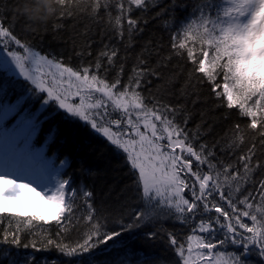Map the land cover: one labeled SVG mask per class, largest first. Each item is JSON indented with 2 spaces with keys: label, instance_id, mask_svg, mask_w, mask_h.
I'll return each mask as SVG.
<instances>
[{
  "label": "snow or ice",
  "instance_id": "6c2138e0",
  "mask_svg": "<svg viewBox=\"0 0 264 264\" xmlns=\"http://www.w3.org/2000/svg\"><path fill=\"white\" fill-rule=\"evenodd\" d=\"M0 72L40 105L0 85V264H264V0H0ZM56 116L103 168L36 146Z\"/></svg>",
  "mask_w": 264,
  "mask_h": 264
},
{
  "label": "trees",
  "instance_id": "16d2710c",
  "mask_svg": "<svg viewBox=\"0 0 264 264\" xmlns=\"http://www.w3.org/2000/svg\"><path fill=\"white\" fill-rule=\"evenodd\" d=\"M10 3H34L35 0H9ZM11 15V13H9ZM7 22V21H6ZM28 23L24 19H20L15 23V31L18 35H25V25ZM70 23V22H69ZM52 21L48 22L49 31L43 33V41L42 48L44 50L59 52L62 49H66L67 45L65 40L67 39V33H62L59 36H56L51 31ZM35 26V24H33ZM28 35H32L33 33L28 32ZM165 40H167V35L165 34ZM5 83L9 84V102H15L16 99L20 97H27L25 100L24 106L31 105L32 110L35 111L39 108V103L32 100L29 97L26 89L27 85L23 82L22 78L19 76H6L3 72H0V85ZM50 109H45L44 113L41 114L40 119L43 120L44 116L49 115ZM55 128V140L51 143L46 151L45 155L48 158H52L55 154L56 163L59 164L61 159H64L66 156L71 157L74 164L73 167L76 166L75 162L83 160L86 165L103 168L105 162L108 158H110V154L105 152L104 159L97 160V154L102 150V142L98 139L90 136H85L83 134H78L73 125L69 124L67 121L62 120L59 116L51 117L50 119L44 121L41 126V131L39 132L35 144L37 147L43 145L46 135ZM114 177H101L96 180V188L97 190H101L102 188L106 190L107 184H111L113 182ZM122 183V182H121ZM120 187V184L117 185ZM111 243V242H109ZM134 249H138L141 251H149L147 248H144L139 241L134 242L132 245ZM24 250H21L20 254H23ZM30 251V249L28 250ZM154 254L159 255L163 251V246L158 245L153 250ZM123 252V249L115 250L112 255L116 256ZM37 255H48L54 256L55 253H37ZM249 260L252 264H258V258L255 256L249 257Z\"/></svg>",
  "mask_w": 264,
  "mask_h": 264
},
{
  "label": "rangeland",
  "instance_id": "374dc122",
  "mask_svg": "<svg viewBox=\"0 0 264 264\" xmlns=\"http://www.w3.org/2000/svg\"><path fill=\"white\" fill-rule=\"evenodd\" d=\"M16 76H18V75H16ZM35 200H36V198L34 197V195L32 193H28L26 197H21L19 204L15 205V207L19 210L20 208H22L24 206L25 202L34 203ZM44 208H45V214H46L47 208H46V206H44ZM29 210H31V209H29Z\"/></svg>",
  "mask_w": 264,
  "mask_h": 264
}]
</instances>
